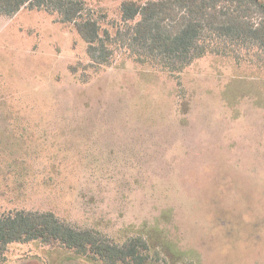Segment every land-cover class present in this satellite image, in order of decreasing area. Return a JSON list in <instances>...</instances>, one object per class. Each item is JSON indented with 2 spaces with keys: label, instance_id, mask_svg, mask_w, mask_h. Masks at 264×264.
<instances>
[{
  "label": "rangeland",
  "instance_id": "rangeland-1",
  "mask_svg": "<svg viewBox=\"0 0 264 264\" xmlns=\"http://www.w3.org/2000/svg\"><path fill=\"white\" fill-rule=\"evenodd\" d=\"M86 1L113 18L121 0ZM85 46L46 11L0 16V212L138 235L149 264H264V69L209 55L177 85L120 54L83 82ZM2 256L106 264L39 241Z\"/></svg>",
  "mask_w": 264,
  "mask_h": 264
},
{
  "label": "trees",
  "instance_id": "trees-1",
  "mask_svg": "<svg viewBox=\"0 0 264 264\" xmlns=\"http://www.w3.org/2000/svg\"><path fill=\"white\" fill-rule=\"evenodd\" d=\"M22 8L54 14L85 42L88 58L78 74L110 68L127 59L172 77L209 55L264 69V0H121L117 17L86 0H0V16ZM257 16L258 22L249 17ZM77 64L69 67L77 75ZM39 241L101 260L106 264H149L142 237L117 242L90 226H78L50 209L14 208L0 212V256L13 242Z\"/></svg>",
  "mask_w": 264,
  "mask_h": 264
}]
</instances>
